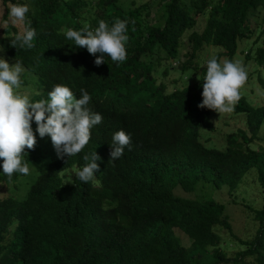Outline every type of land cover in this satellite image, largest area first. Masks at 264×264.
Wrapping results in <instances>:
<instances>
[{
	"label": "trees",
	"instance_id": "trees-1",
	"mask_svg": "<svg viewBox=\"0 0 264 264\" xmlns=\"http://www.w3.org/2000/svg\"><path fill=\"white\" fill-rule=\"evenodd\" d=\"M1 1L0 58L10 66L17 60L25 69L17 93L35 102L48 99L58 84L76 99L84 89L91 96L88 107L103 119L91 129L85 148L63 159L49 136H39L33 119L36 145L25 148L22 160L28 167L49 162L23 199L2 189L16 190V182L27 176L14 173L9 179L0 160V264H264V206L254 217L256 235L245 240L234 233L221 202L174 193L178 186L192 192L198 183L211 182L227 186L232 196L253 168L264 190V146L251 148L263 139L264 105L240 98L234 112L246 114V129L227 136L225 151L200 141V128L216 127L211 110L198 107L206 74L198 60L207 47L219 49L214 57L220 62L222 56L232 60L240 42L253 41L245 60L254 62L250 76H258L264 89V0H161L163 22L155 24L149 3L124 8L120 0ZM10 3L28 6L25 25L36 30L34 48L11 46L20 27L6 23ZM206 12L205 28L197 32ZM117 18L127 21L129 37L121 63L105 56L97 66L99 53L93 56L65 37L67 29H95L100 20L111 27ZM182 44L179 70L200 79L167 83L168 63L172 67L180 58ZM119 130L131 143L110 161L112 136ZM95 151L98 186L76 176L87 163L83 157ZM74 166L73 183L65 184L61 174ZM217 228L243 249L229 257Z\"/></svg>",
	"mask_w": 264,
	"mask_h": 264
},
{
	"label": "clouds",
	"instance_id": "clouds-1",
	"mask_svg": "<svg viewBox=\"0 0 264 264\" xmlns=\"http://www.w3.org/2000/svg\"><path fill=\"white\" fill-rule=\"evenodd\" d=\"M27 5L9 4L6 23L17 25L20 31L14 33L11 46L20 49H32L36 30L25 25ZM127 21L117 18L109 27L104 20L98 22L95 29L85 28L77 31L67 29L65 37L74 41L79 48L97 56L94 63H105V56L115 63L127 58L126 43L129 39ZM25 71L16 60L13 66L0 58V160H3V174L9 179L14 173L27 176L28 164L22 160L25 148L34 149L36 136L32 129L34 119L36 132L41 138L49 136L57 157H72L80 153L91 138V129L102 122V115L89 107L90 94L80 90L81 98L76 99L72 90L64 85H55L48 92V99L30 102L28 96H22L16 89L21 86V74ZM248 73L239 61L225 58L219 62L216 57L208 59L206 74L202 83V103L199 108H207L218 114H230L240 100V90L246 84ZM131 138L123 130L115 132L110 145V161L124 154ZM87 163L77 171V178L87 183L94 179L99 171L96 151L83 157ZM43 167V165H41Z\"/></svg>",
	"mask_w": 264,
	"mask_h": 264
},
{
	"label": "rangeland",
	"instance_id": "rangeland-1",
	"mask_svg": "<svg viewBox=\"0 0 264 264\" xmlns=\"http://www.w3.org/2000/svg\"><path fill=\"white\" fill-rule=\"evenodd\" d=\"M2 1L0 0V25L2 18L4 16V7L2 6ZM145 3H149L152 15L150 17V22L162 23L161 20L163 8L161 6V0H120V4L124 8H133ZM209 13L206 12L199 18L198 24L194 30L201 32L206 25ZM261 30V29H260ZM192 31H188L184 35V39L187 40V37ZM259 35V33H258ZM264 37L260 41H262ZM253 41H242L239 43L237 53L232 58V61H239L247 70L248 79L246 84L240 90V96L245 98L251 104L255 106L264 105V89L258 82V76H250V73L255 70L254 62L246 63L244 51L247 52L249 47H251ZM186 49V44H182L180 48V58L176 61L174 60L169 65V75L165 79L167 83L177 82L179 79H183L185 84H192L200 79V75H193L192 73H182L179 70L183 64L182 54ZM210 49V50H208ZM207 53L206 56L198 60L199 66L206 65L208 59L214 57L219 53V49L214 47H207L201 53ZM225 58L231 60L227 56H222L220 62ZM200 70V69H199ZM261 70V67L259 68ZM262 76L264 78V68L262 69ZM169 89L173 90V86L169 84ZM211 115L216 129L214 131H208L204 128H200V141L207 147L212 149H218L225 151L227 149V136L236 132L239 129H246L247 117L246 114L238 113L234 111L230 114H218L211 110ZM262 140L257 141L256 144H252V149H257L261 146H264V125L261 130ZM48 159L43 160L41 163L32 165L29 167V174L27 178L21 177L16 183H18L17 189L11 190V187H6L2 189L3 192L10 195H14L17 199H23L26 197L30 186L34 183L39 174L45 171L48 164ZM43 165V167H41ZM76 166L65 170L62 172L61 176L65 184L71 185L73 183V175L76 173ZM95 184L98 186V180L94 178ZM16 185V184H15ZM16 188V187H15ZM229 188L223 186L221 188L216 187L213 183H204L200 182L196 185V189L192 192L184 191L180 186L174 189L176 196L185 197V198H194L201 201L207 199H214L218 202H221L226 207V215L229 216L230 222L233 226V231L240 238L245 240L253 239L259 228V223L254 220L257 211H260L264 206V190L259 184L258 181V171L256 168L251 169L243 178L242 183L237 188L235 193L230 196ZM216 231L222 236L223 239V248L227 251L229 257L235 256V254L243 249V247L224 229L217 228ZM184 235V234H183ZM183 244L189 245L190 240L187 236L182 237ZM188 239V240H187Z\"/></svg>",
	"mask_w": 264,
	"mask_h": 264
}]
</instances>
